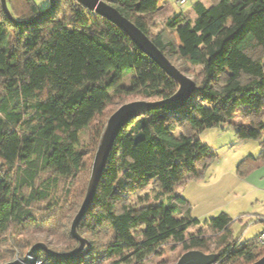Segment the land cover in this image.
<instances>
[{
	"label": "trees",
	"instance_id": "16d2710c",
	"mask_svg": "<svg viewBox=\"0 0 264 264\" xmlns=\"http://www.w3.org/2000/svg\"><path fill=\"white\" fill-rule=\"evenodd\" d=\"M103 1L139 28L181 73V62L198 66L193 80L198 89L183 108L152 111L122 129L78 228L90 243L88 254L68 261L41 251L34 257L42 264H141L172 243L181 255L192 250L215 254L216 264L256 262L264 244L258 236L243 245L232 241L231 218L225 213L207 222L216 237L202 228L186 234L200 225L179 191L185 182L199 179L215 158L198 139L203 129L230 122L244 106L240 116L247 125L234 124L236 136H264V0L196 3L194 18L173 12L157 32L143 18L158 0ZM7 8L13 21L0 3V264L23 259L37 243L57 253L73 251L77 242L70 235L71 221L85 196L108 118L128 103L129 95L156 101L177 90L123 31L75 0H53L32 23L40 15L32 0H7ZM128 75L132 79L124 86ZM85 131L88 148L79 146ZM263 164L264 139L257 157L239 163L238 174ZM40 174L69 184L59 201L35 210V204L51 198L48 182L36 185ZM77 182L81 185L72 196ZM147 187L159 192L157 200L132 205L130 197Z\"/></svg>",
	"mask_w": 264,
	"mask_h": 264
},
{
	"label": "rangeland",
	"instance_id": "374dc122",
	"mask_svg": "<svg viewBox=\"0 0 264 264\" xmlns=\"http://www.w3.org/2000/svg\"><path fill=\"white\" fill-rule=\"evenodd\" d=\"M41 13H45L49 6V0H32ZM136 1V0H133ZM173 8L177 12L190 13L192 4L177 6L172 3ZM143 23L147 25L152 32H157L161 29L160 20L147 18L143 19ZM176 40L181 44L179 32L175 35ZM185 75L192 80H195L196 74L199 71L198 66H192L186 62H181ZM132 79L131 75L124 78L122 84L128 86ZM127 102L141 100L136 95L126 97ZM153 101V100H149ZM246 107H240L236 110L235 116L228 123L219 124L216 127L203 129L198 133V139L203 146H206L210 153L215 155V158L209 163L207 168L202 172L199 179L189 180L185 182L179 191V194L184 198L191 207V218L198 220L200 226L191 227L186 234L196 232L203 229L205 235L216 237L217 234L208 228L207 222L219 215L220 213L228 214L231 218L229 227L232 241L240 245L254 241L257 236L263 231L262 223L256 222L255 211L252 207L255 206V199L258 197L261 203H264V194L262 190L255 192L256 182L260 180L259 174L262 173L258 168L251 174V182L253 185L240 186L238 181L242 179V175L238 174L237 166L248 156L257 157L260 151V143L264 136L261 135L258 139L244 138L239 139L236 136V125H247L243 122L240 116L242 110ZM173 126V124L171 123ZM179 129L174 130V134L178 136ZM89 136L85 131L79 137V146L88 148ZM255 173V174H254ZM253 175V176H252ZM53 178L49 174H40L37 184L44 181L48 182L51 188L50 200L44 203H37L34 209L45 207L48 202L59 201L63 194L64 187L67 188L68 181L57 179L54 183ZM81 183H75L72 190V196H75L77 189ZM158 191H154L152 187H147L143 191L130 197V203L135 207L144 206L146 203H151L158 198ZM245 195L242 199H236ZM257 210V209H256ZM262 216V215H261ZM143 230H140V235ZM85 236V235H84ZM264 249V246L259 247ZM212 253V252H211ZM182 250L179 246L169 243L163 246L158 254L148 256L141 264H175L182 255ZM181 255V256H180ZM180 256V257H179Z\"/></svg>",
	"mask_w": 264,
	"mask_h": 264
},
{
	"label": "water",
	"instance_id": "95a60500",
	"mask_svg": "<svg viewBox=\"0 0 264 264\" xmlns=\"http://www.w3.org/2000/svg\"><path fill=\"white\" fill-rule=\"evenodd\" d=\"M85 9L96 13L109 23L123 31L132 44L152 60L169 78L177 85V90L170 97L156 101L138 100L128 102L118 107L105 123L97 145V150L92 163L90 177L87 183L83 201L74 215L70 225V235L77 242L76 248L68 253H57L46 247L43 243H37L26 253L27 257H34L41 251L47 258L61 261H68L81 258L88 254L90 243L79 233V225L92 205L99 182L105 169L108 157L113 145L122 129L131 121L148 115L152 111H176L183 108L188 103L191 96L197 91L195 82L181 73L165 55L150 41V39L132 22L122 16L115 8L105 3L103 0H75ZM1 7L10 20L13 21L7 8V0H0ZM50 7L53 0H49ZM44 13L33 19L35 22ZM25 24L28 22H15ZM217 255L204 254L200 251L192 250L184 253L175 264H216ZM6 264H24L21 260L15 259ZM252 264H264V255Z\"/></svg>",
	"mask_w": 264,
	"mask_h": 264
},
{
	"label": "crops",
	"instance_id": "0c3cea01",
	"mask_svg": "<svg viewBox=\"0 0 264 264\" xmlns=\"http://www.w3.org/2000/svg\"><path fill=\"white\" fill-rule=\"evenodd\" d=\"M179 1L180 0H158L157 1V7L154 11H152L151 13L147 14L144 16V18H147V20H151V19H157V20H160V24H161V28L163 26V22L164 20L169 16L171 15L173 12H177L173 6H172V3H175V5L177 6H181L179 4ZM186 3H189V4H192V6L196 3H201L202 5H204L205 7H209L211 4H212V0H184V4L185 5ZM190 15L191 18H194V13L192 12V8H191V11L190 13H188ZM143 18V19H144ZM178 33V32H177ZM176 33V34H177ZM180 34V33H179ZM263 122H264V116H263ZM258 168H261V172L259 174L260 176V180L258 182H256L254 185H256V188L254 190H256L255 192L259 191V190H262V193L264 194V164L261 165L260 167ZM256 168V169H258ZM255 169V170H256ZM254 171V170H253ZM253 171H251L253 173ZM251 172L247 173L246 175L242 176L240 179V181H238L239 184V187L240 186H250V185H253V182H251ZM255 174V173H254ZM253 176V175H252ZM245 195L241 196V197H238L236 199H242L244 198ZM255 206L257 207H252L255 211H258V212H254L256 217L257 216H264V203H261L258 199V197H256L255 199ZM257 209V210H256ZM228 215V214H227Z\"/></svg>",
	"mask_w": 264,
	"mask_h": 264
},
{
	"label": "built area",
	"instance_id": "2783aa9c",
	"mask_svg": "<svg viewBox=\"0 0 264 264\" xmlns=\"http://www.w3.org/2000/svg\"><path fill=\"white\" fill-rule=\"evenodd\" d=\"M180 5L184 4V0L179 1ZM256 222L262 223L264 226V216H257L256 217ZM258 241L259 244L262 245L264 244V229L263 231L258 235ZM21 260L24 264H42V261L39 259H36L35 257H27L25 256L23 259H18Z\"/></svg>",
	"mask_w": 264,
	"mask_h": 264
}]
</instances>
